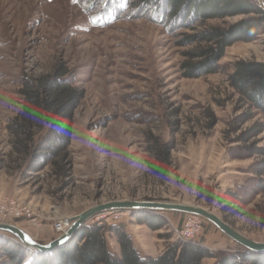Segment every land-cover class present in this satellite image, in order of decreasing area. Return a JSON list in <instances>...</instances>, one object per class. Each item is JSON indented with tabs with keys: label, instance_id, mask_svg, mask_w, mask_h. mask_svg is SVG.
I'll list each match as a JSON object with an SVG mask.
<instances>
[{
	"label": "rangeland",
	"instance_id": "rangeland-1",
	"mask_svg": "<svg viewBox=\"0 0 264 264\" xmlns=\"http://www.w3.org/2000/svg\"><path fill=\"white\" fill-rule=\"evenodd\" d=\"M137 1L0 0V224L14 225L46 244L45 238L62 235L58 222L69 218L71 227L73 217L95 206L157 201L203 208L249 239L264 242V174L251 168L264 155L259 150L249 156L241 149L248 143L236 142L238 133H227L238 98L228 74L236 60L264 61V23L253 40L229 46L215 72L191 77L183 64L194 62L188 53L200 45L185 44L184 35L201 26L161 24ZM257 1L264 8V0ZM110 2L112 9L121 7L115 9L116 19L107 22L104 7ZM250 15L206 23L227 27ZM59 63L85 89L74 112L71 170L64 181L49 166L25 174L9 128L23 111V81ZM256 139V148L264 149V132ZM168 141L173 148L161 174L150 150ZM133 211L140 210L97 213L87 223L124 226L141 254L152 257L177 240L219 252L241 248L203 217L159 211L165 225L152 229L138 222ZM0 232V237L12 235ZM106 238L109 249L120 255L116 234L108 231ZM2 249L0 261L7 259ZM215 262L216 257H205L201 264Z\"/></svg>",
	"mask_w": 264,
	"mask_h": 264
},
{
	"label": "trees",
	"instance_id": "trees-1",
	"mask_svg": "<svg viewBox=\"0 0 264 264\" xmlns=\"http://www.w3.org/2000/svg\"><path fill=\"white\" fill-rule=\"evenodd\" d=\"M137 2V7L148 8L161 24L193 30L201 26L193 35H184L185 44L197 42L200 45L196 51L188 53L194 62L185 61L183 64L186 75L191 77L215 72L226 49L239 40L251 41L256 38L264 23V8L257 0ZM113 5L110 2L104 7L106 14L103 18H107V22L116 19L115 9L121 7L117 5L112 9ZM239 14L256 16L250 15L227 27L206 23ZM75 78L63 63H59L51 72L35 80L23 81L24 86L20 90L23 95V111L9 128L15 135L14 148L22 158L21 168L25 174L39 173L49 166L58 180L64 181L69 177L71 167L68 152L73 134L74 112L85 97V89L75 83ZM228 84L238 98L234 108L236 114L228 122L227 133H238L236 142L248 143L247 146L242 145L241 149L248 151L249 156L259 150L264 155V149L255 146L256 137L264 132V61H234L232 71L228 74ZM257 115L261 116L260 119L241 129L243 124ZM211 117L214 124L216 119L212 113ZM172 148L171 141L156 143L151 147L156 169L161 174L168 167ZM251 168L263 175L264 159L251 165ZM133 214L138 222L145 223L152 229L165 225L164 216L159 211L140 210L133 211ZM108 231L116 234L120 255L109 249L106 238ZM2 234L0 248H3L2 255L7 259L0 261V264H201L205 257H216L214 264H264V251H252L240 245L238 251L219 252L197 242L181 240L168 244L157 257L143 255L135 247L131 235L120 224L87 223L63 245L50 252L34 250L30 253L27 245L16 236ZM7 236L16 239L12 238L15 241H11ZM28 253L31 254L30 259H26Z\"/></svg>",
	"mask_w": 264,
	"mask_h": 264
},
{
	"label": "water",
	"instance_id": "water-1",
	"mask_svg": "<svg viewBox=\"0 0 264 264\" xmlns=\"http://www.w3.org/2000/svg\"><path fill=\"white\" fill-rule=\"evenodd\" d=\"M117 209H129V210H151V211H178L188 214H194L203 217L216 225L223 233L232 238L234 241L245 247L246 249L261 252L264 251V242H257L249 239L245 235L241 234L224 220H222L217 215L203 209L200 207H195L192 205L180 204V203H169V202H157V201H115L106 204H101L90 208L79 215L72 218L71 227L59 237L53 239L52 241L41 244L31 238L22 229L10 225V224H0V231L9 232L12 235L19 238L28 247L36 249L42 252H50L53 249L63 245L67 240H69L73 234L77 232L79 228L87 224V222L97 213L117 210Z\"/></svg>",
	"mask_w": 264,
	"mask_h": 264
},
{
	"label": "built area",
	"instance_id": "built-area-1",
	"mask_svg": "<svg viewBox=\"0 0 264 264\" xmlns=\"http://www.w3.org/2000/svg\"><path fill=\"white\" fill-rule=\"evenodd\" d=\"M70 228V219L66 218L56 224V230L58 234H63Z\"/></svg>",
	"mask_w": 264,
	"mask_h": 264
},
{
	"label": "crops",
	"instance_id": "crops-1",
	"mask_svg": "<svg viewBox=\"0 0 264 264\" xmlns=\"http://www.w3.org/2000/svg\"><path fill=\"white\" fill-rule=\"evenodd\" d=\"M128 232H129V231H128ZM129 233L131 234V232H129ZM44 241H45V242H50V241H52V239L49 240V238L47 237V238H45ZM137 249H138V248H137ZM138 251H139V252H142V251L139 250V249H138ZM145 255H147V254L145 253Z\"/></svg>",
	"mask_w": 264,
	"mask_h": 264
},
{
	"label": "bare ground",
	"instance_id": "bare-ground-1",
	"mask_svg": "<svg viewBox=\"0 0 264 264\" xmlns=\"http://www.w3.org/2000/svg\"><path fill=\"white\" fill-rule=\"evenodd\" d=\"M149 211H151V210H149ZM68 230V229H67Z\"/></svg>",
	"mask_w": 264,
	"mask_h": 264
}]
</instances>
